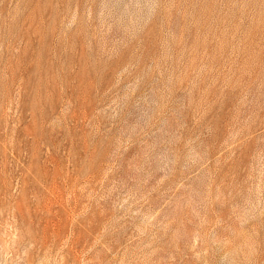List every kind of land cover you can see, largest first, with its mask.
Here are the masks:
<instances>
[{"label": "rangeland", "instance_id": "374dc122", "mask_svg": "<svg viewBox=\"0 0 264 264\" xmlns=\"http://www.w3.org/2000/svg\"><path fill=\"white\" fill-rule=\"evenodd\" d=\"M0 264H264V0H0Z\"/></svg>", "mask_w": 264, "mask_h": 264}]
</instances>
